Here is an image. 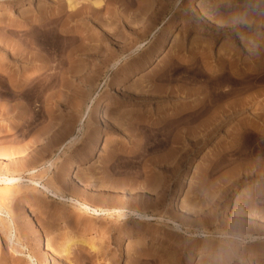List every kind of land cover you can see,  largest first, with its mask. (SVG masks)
I'll list each match as a JSON object with an SVG mask.
<instances>
[{
  "label": "rangeland",
  "instance_id": "obj_1",
  "mask_svg": "<svg viewBox=\"0 0 264 264\" xmlns=\"http://www.w3.org/2000/svg\"><path fill=\"white\" fill-rule=\"evenodd\" d=\"M83 6L0 0V175L23 177L2 186L16 229L0 221V264H264V154L244 152L245 134L243 153L231 149L242 123L264 129V0ZM10 79L27 82L24 98L6 99ZM210 98L244 110L209 138H182L198 126L187 112ZM27 166L41 184L151 220L66 224L77 210L38 191ZM73 237L100 248L67 255Z\"/></svg>",
  "mask_w": 264,
  "mask_h": 264
},
{
  "label": "bare ground",
  "instance_id": "obj_2",
  "mask_svg": "<svg viewBox=\"0 0 264 264\" xmlns=\"http://www.w3.org/2000/svg\"><path fill=\"white\" fill-rule=\"evenodd\" d=\"M87 1L88 0H68L69 7L72 9V13L75 16L79 15L80 14L79 12H78L79 14H77V8L79 6H81V5L83 6V4H85ZM102 3H103V0H94V5H96V6H99ZM117 64H118V62L116 61L112 66L115 67ZM10 76H12V75H10ZM10 80L12 81V79H10ZM13 81H12L13 88L11 89V93H6L4 95L8 101H11V100H14V99H16V100L22 99L21 97L23 96V94L21 93L22 92L21 89H23L24 85L27 83V82L22 80L20 82L18 81L19 82L18 85H14V83L16 81L14 83H13ZM194 81L198 82L197 80H194ZM23 98H24V96H23ZM207 99L202 104L193 107L191 110H189L187 112V114L185 113L186 115L189 116L187 119H185V122H187V123H196L197 122L198 123V124H196V125H198L197 128L196 127H194V128L191 127V129L187 133H184V137H182L183 135L181 136L182 138L189 139L190 141H192V143L194 142L193 141L194 139L196 140V138H200V139L201 138L203 139L204 137H208L209 138L216 130H218L219 128H222V126L226 122H228V120L231 119V115H233L235 111L239 112V111L244 110V108L242 107L243 104H241L239 106H237V105L236 106H232V105H229L230 103H227V106L222 107L221 110H217V109L214 108L215 104H217V103H215L214 100H212L213 98L212 99L210 98L209 100H207ZM241 103H243V102H241ZM237 104H240V103L237 102ZM231 109H234L235 111L234 112H230ZM206 115H207V117L203 120L202 118H204ZM92 118H89L87 125L91 126ZM199 120H200V122H199ZM176 126H175V128H176ZM179 133L180 132H178V134ZM181 133H183V132L181 131ZM234 133H235L234 134L235 136L232 138V145H231V149H233V151H237V150L239 151V148H240V147H238V146H240L239 142L241 141V139L243 138V135L245 134L247 136V138H248V144L246 145L245 148L243 146V149L245 150L244 152L248 151V154H249L250 157H255V156L259 157L260 155H262V153L264 154L263 145L259 141V137L260 136H262V137L264 136V129L258 128L253 123H242L240 125V129H237V132H234ZM179 136L180 135H178V137L174 136L175 138H173V144L174 143L177 144V143H179L182 140V138L179 137ZM158 137L159 136L157 135L156 140L158 139ZM101 138L102 137L99 136V139H101ZM72 141L70 143H72ZM147 143H148V141L146 142V144ZM197 143H198V141H197ZM240 149H242V147ZM29 150H31V149H29ZM146 151H147V149H146ZM241 152L243 153V151H241ZM249 156H247V157H249ZM31 159H32V157H31ZM34 165H36V164H34ZM78 165H80V164L78 162H76V163H74L73 167H76ZM21 168H23V167H21ZM35 170H36V167H33V166H31V167L29 166L28 167L27 166L24 171L27 172L30 175V177L31 176L35 177V175H34L35 174ZM44 172L46 173V171H44ZM34 177L33 178L31 177V179L29 178L30 179L29 182H34V183L40 184L42 186V188L39 189L38 191H40L43 195L52 196L56 200L61 201L64 204L66 203V205L68 204V205H70L71 207H73L74 209L77 210L76 214L73 217H68L67 218L66 224L80 225V226H83V227L84 226L92 227L94 225L92 220H94V219H96V220L97 219H104L108 215H117L118 218L119 217H123L125 219H128L130 217H134L135 219H138L143 224H145L147 222H150V220H151L152 216L146 210H140L139 209V211H137V210H132V209L121 210V209L113 208V207L108 206L106 203H104L103 198H100V197L98 198L97 201H92V199L91 200H83V199L81 200V199H79L77 197L69 196V195L65 194V192L62 191V189H59V188L55 187L54 185L41 184V182L36 180V179H34ZM22 179H23L22 176L21 177H16V176H12V175L10 176L8 174H1L0 175V221L4 224V227L9 230L10 235L13 234V231L16 229V226H15V222H14L10 212L6 208H4L2 206V202L1 201H2L3 196H4V191H3L2 186L6 185V187L7 186L12 187L14 185H17L19 182H21ZM100 191H101V193L99 195L101 196V194H103V191H102V189ZM5 213L9 216L10 219H5V218L3 219L2 218V216ZM169 220L173 221V223L176 224L175 228L178 231L187 233V234H189L190 236H192L194 238L208 237L210 235L206 231L199 230V228L198 229L195 228L194 231L191 230V229L185 230L184 226L186 224H184V226H183L182 224L177 223L175 220H172V219H169ZM139 232H141V229H140ZM251 239H252V241L253 240L256 241L258 239V237L251 235ZM73 244L84 245V246L88 247V249L90 251H92L94 253L98 252V250L100 248L94 240H86V239H83V238H75V237H73L71 239V241H70V244H68V246L66 247V254L67 255L70 254L71 246ZM140 256H142V255H140ZM191 262H193L192 258L189 259V263H191Z\"/></svg>",
  "mask_w": 264,
  "mask_h": 264
}]
</instances>
